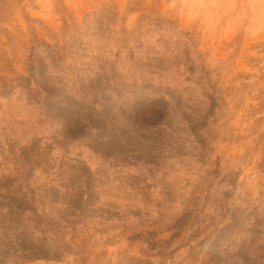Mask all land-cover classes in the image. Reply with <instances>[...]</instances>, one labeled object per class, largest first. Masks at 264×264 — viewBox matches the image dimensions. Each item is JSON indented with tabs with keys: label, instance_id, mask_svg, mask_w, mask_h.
Instances as JSON below:
<instances>
[{
	"label": "rangeland",
	"instance_id": "1",
	"mask_svg": "<svg viewBox=\"0 0 264 264\" xmlns=\"http://www.w3.org/2000/svg\"><path fill=\"white\" fill-rule=\"evenodd\" d=\"M0 264H264V0H0Z\"/></svg>",
	"mask_w": 264,
	"mask_h": 264
}]
</instances>
